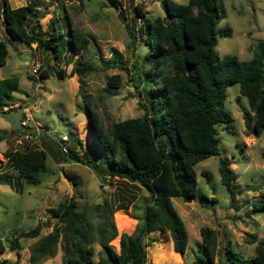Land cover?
<instances>
[{
    "label": "rangeland",
    "instance_id": "obj_1",
    "mask_svg": "<svg viewBox=\"0 0 264 264\" xmlns=\"http://www.w3.org/2000/svg\"><path fill=\"white\" fill-rule=\"evenodd\" d=\"M27 1L7 0L10 6ZM218 1L224 13L215 22V28L227 26L230 31L216 36L215 52L218 56L250 57L254 42L264 39V0ZM117 2L118 5L114 6L108 0H34L39 9L38 15L31 19L35 30L49 31L53 22L62 31L59 60L53 58L50 49L36 46L35 42L27 44L14 39L7 43L6 59L0 65V78L16 75L18 80L7 99L13 102L14 108L0 111V129L5 133L0 140V239L4 245L0 259H5V264H62L64 243L61 239L57 241L52 255H42L34 262H29L28 256L33 244L57 222V214L53 210L70 196L77 202L79 212L88 213L94 231L101 220L97 209L99 205L106 204V215H110L116 230L108 244L115 251L119 249L120 234L131 233L142 218L145 197L148 195L144 188L136 190L129 182L117 177L100 183L87 165L67 158L66 151H60L57 145L60 135L65 134L68 137L65 141L67 150L76 152L79 158L88 152L91 133L86 107L97 112L104 128L110 121L138 116L143 111V107L139 106H145V98L143 94H137L129 75L134 69L132 62L135 59L140 62L141 68H147L141 58L148 44L143 41L145 31L143 38H139L138 28L142 26L143 16L134 14L133 5L145 11L144 17H152L163 15L162 2ZM67 21L71 28L81 30L89 39L86 49L75 54L68 50L65 43ZM125 24L135 36L134 42ZM5 38L0 11V39ZM114 54L126 67L105 65V60ZM35 61L40 65L37 72L32 74L30 66ZM74 65L80 67V72H77V68L71 76L57 77L58 68L67 73ZM42 67L49 71L45 77L38 76ZM113 73L120 75L118 87L106 84L107 75ZM79 86L86 94L85 99L78 92ZM22 105L29 107V118L25 125L19 123ZM246 107L247 101L239 92L238 83L227 84L223 108L231 115V126L227 128L222 122L215 124L218 153L192 165L196 182L194 196L170 197L187 230L185 249L182 253L172 252L168 231L156 228L144 234L143 264H191L195 253L202 248V226L212 230L214 253L209 264H220L227 240L234 250L245 256L255 252L257 239L264 237V210L256 211L251 206L253 199L264 194V128L255 135L252 129L244 125L242 110ZM25 144L45 151L46 162L39 170L38 183H29L17 176L16 170L2 155L4 149H21ZM219 157L229 161L228 165L234 173L232 201L220 181ZM129 190H133L135 198L128 202L127 207L115 208L117 193L126 194ZM37 223L40 224L37 235H18ZM13 237L17 239V250L9 247L8 240ZM91 245L94 264L100 255L105 254V250L96 239Z\"/></svg>",
    "mask_w": 264,
    "mask_h": 264
},
{
    "label": "trees",
    "instance_id": "obj_2",
    "mask_svg": "<svg viewBox=\"0 0 264 264\" xmlns=\"http://www.w3.org/2000/svg\"><path fill=\"white\" fill-rule=\"evenodd\" d=\"M108 1L114 6L118 5L117 0ZM161 2L163 15L152 17H144L145 11L133 5L134 14L143 16L142 26L145 28H138L139 38H143L145 31L143 41L148 44L141 58L147 68H141L140 62L135 59L132 62L134 69L129 75L137 94H143L145 98V106H139L143 107L142 113L110 121L104 128L97 112L86 107L91 133L90 148L83 158H79L76 152L66 151L67 158L87 165L100 183L117 177L129 182L136 190L144 188L148 195L145 197L142 218L131 233L120 234L119 249L115 251L108 244L116 230L110 215H106V204L99 205L97 209L101 220L94 231L88 213L86 216V213L79 212L77 202L70 196L53 210L57 214V222L33 244L29 262L42 255H52L57 241L61 239L64 243L62 264H92L91 242L96 239L105 254L100 255L94 264H143L144 234L156 228L166 229L172 252L182 253L187 243V230L170 197L194 196L196 182L192 165L218 153L215 124L222 122L227 128L231 126V115L223 108L227 84L237 82L239 92L247 101V107L242 110L244 125L252 129L255 135L264 128V39L254 42L248 58L218 56L214 50L216 36L230 31L227 26L215 28V22L224 13L218 0ZM0 6L6 32L5 40L0 39V65L6 59L7 43L14 39L27 44L35 42L36 46L50 49L55 60L60 59L62 31L53 22L49 31L35 30L31 19L38 15L39 9L34 0L17 6H10L7 0H1ZM67 24L65 43L68 50L75 54L86 49L88 37L81 30L71 28L68 21ZM125 27L134 42L131 29L126 24ZM105 65L126 67L115 54L105 60ZM76 70L80 72L78 65L71 67L67 73L58 68L56 75L71 76ZM48 73V69L42 67L38 76L45 77ZM17 80L16 75L0 78V111L13 108L3 109V106L13 103L7 99L16 88ZM119 83L118 73L107 75L106 84L109 87H118ZM78 92L85 99L86 94H83L81 86ZM4 136V131L0 129V140ZM2 155L24 181H40L39 170L46 162L43 148L25 144L21 149H4ZM228 164L227 159L218 158L220 181L232 201L234 173ZM132 191L117 193L114 207H127L128 202L135 198ZM251 206L256 211L264 210V194L253 199ZM39 229L40 224L37 223L18 235L33 237ZM200 235L202 248L195 253L191 264H209L212 260V230L202 226ZM8 241L9 247L17 250L16 237ZM229 243L227 240L224 245L220 264H264V237L257 239L255 252L250 256L234 250ZM3 248L0 239V251ZM5 261L0 259V264H5Z\"/></svg>",
    "mask_w": 264,
    "mask_h": 264
},
{
    "label": "built area",
    "instance_id": "obj_3",
    "mask_svg": "<svg viewBox=\"0 0 264 264\" xmlns=\"http://www.w3.org/2000/svg\"><path fill=\"white\" fill-rule=\"evenodd\" d=\"M38 67H39V62H37V61L32 62L31 66H30L32 74L37 72ZM12 106L14 108L13 103H11L9 105H4L3 109H7L8 107H12ZM16 106H19V105L17 104ZM20 112L22 114V117L20 118L19 123L21 125H25L27 119L29 118V115H28L29 107L27 105L20 106ZM67 139H68V137L65 134L60 135L59 140H58V144H57L60 151H63V152L67 151V146L65 143V141Z\"/></svg>",
    "mask_w": 264,
    "mask_h": 264
}]
</instances>
